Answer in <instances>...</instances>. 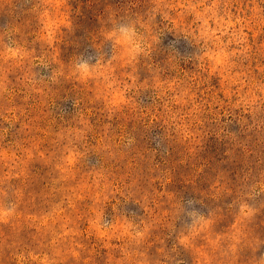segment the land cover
I'll return each mask as SVG.
<instances>
[{"label": "rangeland", "instance_id": "374dc122", "mask_svg": "<svg viewBox=\"0 0 264 264\" xmlns=\"http://www.w3.org/2000/svg\"><path fill=\"white\" fill-rule=\"evenodd\" d=\"M0 264H264V0H0Z\"/></svg>", "mask_w": 264, "mask_h": 264}, {"label": "clouds", "instance_id": "9594fccd", "mask_svg": "<svg viewBox=\"0 0 264 264\" xmlns=\"http://www.w3.org/2000/svg\"><path fill=\"white\" fill-rule=\"evenodd\" d=\"M124 39H126V36L124 37ZM83 67V66H82Z\"/></svg>", "mask_w": 264, "mask_h": 264}]
</instances>
